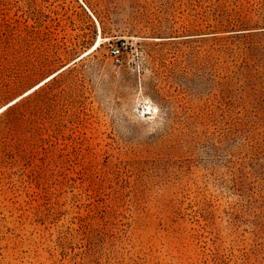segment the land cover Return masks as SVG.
Wrapping results in <instances>:
<instances>
[{
  "label": "rangeland",
  "instance_id": "rangeland-1",
  "mask_svg": "<svg viewBox=\"0 0 264 264\" xmlns=\"http://www.w3.org/2000/svg\"><path fill=\"white\" fill-rule=\"evenodd\" d=\"M69 62L0 112V264H264V0H0V107Z\"/></svg>",
  "mask_w": 264,
  "mask_h": 264
},
{
  "label": "bare ground",
  "instance_id": "bare-ground-1",
  "mask_svg": "<svg viewBox=\"0 0 264 264\" xmlns=\"http://www.w3.org/2000/svg\"><path fill=\"white\" fill-rule=\"evenodd\" d=\"M102 38L101 35L98 37V40L95 41L91 47L85 51L83 54H81L80 56H78L77 58H75L73 61L82 58V56L88 54L89 52L97 49L100 44L102 43ZM159 39V38H156ZM95 44V45H94ZM94 46V47H93ZM93 47V48H92ZM72 61V62H73ZM72 62H69L68 64L62 66L60 69H58L57 71L51 73L50 75H48L46 78H44L43 80H41L40 82H38L37 84H35L34 86H32L31 88H29L28 90H26L25 92H23L22 94L16 96L15 98H13L12 100H10L9 102H7L6 104H4L3 106L0 107V112H2L3 110H5L7 107H9L10 105H12L13 103L17 102L18 100H20L22 97H24L25 95H27L28 93L32 92L34 89H36L37 87H39L41 84H43L44 82H46L47 80L51 79L54 75H56L57 73H59V71H61L62 69H65L70 63L72 64ZM149 111L147 113L155 115V113L152 112V107L148 106L147 108Z\"/></svg>",
  "mask_w": 264,
  "mask_h": 264
},
{
  "label": "built area",
  "instance_id": "built-area-1",
  "mask_svg": "<svg viewBox=\"0 0 264 264\" xmlns=\"http://www.w3.org/2000/svg\"><path fill=\"white\" fill-rule=\"evenodd\" d=\"M116 51H117V49H114V48L110 49L111 53H115Z\"/></svg>",
  "mask_w": 264,
  "mask_h": 264
},
{
  "label": "trees",
  "instance_id": "trees-1",
  "mask_svg": "<svg viewBox=\"0 0 264 264\" xmlns=\"http://www.w3.org/2000/svg\"><path fill=\"white\" fill-rule=\"evenodd\" d=\"M55 76H56V75H54L53 77H55ZM53 77H52V78H53ZM7 108H8V107H7Z\"/></svg>",
  "mask_w": 264,
  "mask_h": 264
}]
</instances>
